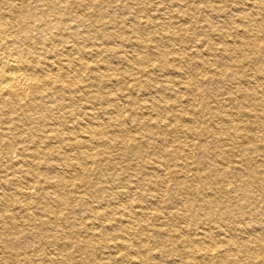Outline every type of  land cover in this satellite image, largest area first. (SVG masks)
I'll list each match as a JSON object with an SVG mask.
<instances>
[{"label":"bare ground","instance_id":"6f19581e","mask_svg":"<svg viewBox=\"0 0 264 264\" xmlns=\"http://www.w3.org/2000/svg\"><path fill=\"white\" fill-rule=\"evenodd\" d=\"M0 264H264V0H0Z\"/></svg>","mask_w":264,"mask_h":264}]
</instances>
